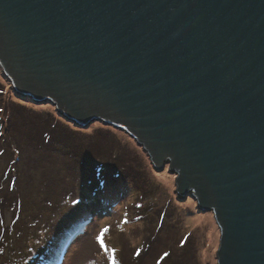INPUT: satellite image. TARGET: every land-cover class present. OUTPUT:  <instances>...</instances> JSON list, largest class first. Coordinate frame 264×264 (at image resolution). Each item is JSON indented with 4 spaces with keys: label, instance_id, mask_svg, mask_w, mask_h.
Returning a JSON list of instances; mask_svg holds the SVG:
<instances>
[{
    "label": "water",
    "instance_id": "95a60500",
    "mask_svg": "<svg viewBox=\"0 0 264 264\" xmlns=\"http://www.w3.org/2000/svg\"><path fill=\"white\" fill-rule=\"evenodd\" d=\"M0 67L168 164L215 217L217 264H264V0H0Z\"/></svg>",
    "mask_w": 264,
    "mask_h": 264
},
{
    "label": "rangeland",
    "instance_id": "374dc122",
    "mask_svg": "<svg viewBox=\"0 0 264 264\" xmlns=\"http://www.w3.org/2000/svg\"><path fill=\"white\" fill-rule=\"evenodd\" d=\"M0 71V88H5L7 94L9 95L11 92V94L14 95L12 97H15L17 100L20 99L15 95L26 98V96H21L18 92H16L13 89L12 85L10 87V84H8V82L4 78H7V75L3 73L1 68ZM12 89L15 91V93ZM0 100L2 102L7 100L1 92ZM21 102L26 104L27 107L32 108V110L36 109L38 111L46 109L43 115L51 114L50 111L56 112L55 106L48 100L37 101L36 105L32 104V102H24L22 100ZM0 108L2 107L0 106ZM60 117L65 124L71 122L70 124L72 125L73 122L71 120L65 119L64 117H62V115ZM7 118H10V115H8L7 112L5 114L2 110H0V121H7ZM101 123L102 122L93 121L87 127L80 126L78 124L75 125L77 127H84V129L88 132H91L95 129L94 132L98 133L102 137V139H109L115 136V140L111 141L110 143L114 144V154L116 159L123 158L125 154L129 155L128 149L127 152H125V149H121L124 146L130 149L137 150V147L139 145L133 138H131L129 135H127L117 127H111V125L106 126V124L104 125ZM103 127H111L112 131L108 128ZM12 132L14 134L15 140L19 141L22 132V125L20 123L16 124ZM91 135L93 134L80 133L79 139L81 142V146H87L85 144V141L87 139H90ZM8 142V139L3 140V138H0V149H2L4 146L9 152L10 169L14 172H18V189H23L20 194L22 200L25 202V208L23 210L25 212H27V210H31L32 213L30 214L29 212H27L23 217H21V220L17 219L13 225L14 227L10 229L13 231L23 230L24 232V234L20 235V237H18V234H9L10 239L11 241H13V243H15L18 238H23V245L20 248L16 249L17 251L11 247L8 248L9 253L10 251H12L13 260L11 261L13 263L17 262L20 264L23 262L25 257H28L31 258L32 263L36 264H113V260L115 261V264H161L162 257L165 254L169 253L167 251L169 249L168 245L175 242L172 232L177 226L175 225V221H178L179 218L181 222L180 228L182 237L185 234L188 235L189 232L193 235L196 245L199 246L198 249L201 250L200 257L202 260L200 261H202V264H217L216 252L219 246L220 229L213 213L211 211L200 210L192 195L187 194L185 196H179L176 192V174L167 167L164 168V170L166 169V172L161 170H159L161 172H155L153 170H151L150 172L148 171V175H151L150 178L154 175V177H156V179L161 182V193L156 197H153L150 193H145L144 198L141 200L140 208H138L137 206L132 205L130 203V200H132V196L134 193H140L141 191L136 190L133 185L134 182H131L132 173L128 168L129 166L126 164L127 166L125 165L124 167L126 171L124 176L130 178H125L127 179L128 184H124L125 190L122 193L125 195V198H123V202H120V204L113 209L114 211H111L109 213L101 212L100 215L91 218V224L90 221H83L80 224L74 219L72 224L73 229L78 228L79 230H81L83 227H87L81 233L82 236H74L73 233H70L69 236H73L74 238L72 240V243L67 248L62 244L54 248L51 245L52 237L50 236V231H52L55 227V222L53 220L51 210L56 208L59 202L60 193L64 196L63 210H68L75 216H77L81 211L82 205L90 199V194L87 192L89 190V187L92 186L94 182H96L97 186L101 184H108L106 181L109 180V174H105L102 168L101 171L98 169H93L95 174H92V178L87 176L83 172L76 175L74 174V171L72 169L65 167L63 171H59L56 173H54L52 170L53 174L48 175V177L46 178L45 185L42 187L43 190H40V188L36 189L39 184L38 178H40V172L36 173L35 170H33V168L31 167L32 165H35V159L33 157L28 158V165L26 166L22 162L23 156L21 158H18L17 160H14V157L17 153L14 154L12 152L10 143ZM123 144L125 145L123 146ZM141 148L142 147H140V149ZM110 152H113V150L110 149ZM138 155L136 154L135 156L139 158H141V156L148 157L146 156L147 154L144 155L140 152L138 153ZM100 157H102L104 160L113 158L110 153L105 152H101ZM144 157L143 160L145 165ZM148 160L146 158V162L150 166V161ZM102 167H108L109 172V165ZM144 168L145 166L142 167V169ZM10 174L13 175L11 172H7L6 177L12 180ZM118 187L119 189L123 188L122 185ZM17 192L19 194V190H17ZM38 194H42L44 195V197H47V200H39L40 203H43V201H47L46 205L38 203ZM106 199L113 202V196H106ZM155 203L159 207H162L164 205L166 206V204L171 203L172 206L174 205L176 207V210L174 212L172 210L169 213L170 217H165L167 218V220L165 219V225H163V228L160 230L164 233H161L162 237H159V235L157 237L154 236L156 240L153 242L152 247L149 250H145L146 255L144 253V261L138 258L135 260L132 258L134 250L138 248L143 249V239L147 233V226H145L144 229V226H142L141 222H136L135 224H123L121 220L123 217L124 219L126 218L125 210L127 208L129 215H131L140 209H145L147 205H151L150 208L152 209L155 206ZM95 207L87 208H90L91 213L94 214ZM13 210L14 208L10 210L7 209L5 219L8 223L11 222L12 214H10V212H12ZM171 213H173L172 216L178 218L171 217ZM34 216H36L35 219H33ZM163 219L161 222H163ZM140 221L143 222V220ZM145 224L147 225V223ZM170 224H172L173 226L171 228H168V225ZM134 226H138L140 232L139 230L134 229ZM105 228H107L108 231L104 233V238L110 235V239L109 241H106L104 246L102 247L100 244H98L96 237ZM1 229H3L2 226H0V230ZM33 232L41 233L42 244H34L31 248L30 255L28 256L29 249H27L26 247L27 243L25 242V240L31 237L33 235ZM77 240L78 242L76 243V245H74ZM176 247L177 245L172 249V255L176 259V261L174 262H176V264H182L181 250L177 251L178 249H176ZM39 250H41V252H39ZM112 253H117L116 257L113 258L111 256ZM153 253L156 254V256L152 260L145 261L149 259ZM191 255L192 251L188 254L186 259H188ZM78 258L82 261H80ZM196 258L197 262L195 264H199L197 253ZM169 259L173 264L171 258ZM167 262L168 260H166L165 264H167Z\"/></svg>",
    "mask_w": 264,
    "mask_h": 264
},
{
    "label": "trees",
    "instance_id": "16d2710c",
    "mask_svg": "<svg viewBox=\"0 0 264 264\" xmlns=\"http://www.w3.org/2000/svg\"><path fill=\"white\" fill-rule=\"evenodd\" d=\"M4 78L8 82V84H10L7 78ZM0 92L7 99L3 102L0 100V106L2 107L0 108V110H2L5 114L7 112V114L10 115V118H7V121H0V138H3V140H9L8 143H10L12 152L14 154L17 153L14 157V160H17L18 158H21L23 156L22 162L26 166L28 165V158L33 157L35 159V165H32L31 167L33 168V170H35L36 173L40 172V178H38L39 184L36 189L40 188V190H43L42 187L45 185L46 178L48 177V175L53 174L52 170L54 173H56L59 171H63L65 167L72 169L74 171V174L76 175L83 172L87 176L92 177V174L94 173L93 169H98L101 171V168L103 169L105 174H109V180H105L108 184H101L97 186L96 182H94L92 186L89 187V190L87 192L90 194V199L82 205L81 211L77 216H75L68 210H63L64 196L60 193L59 202L56 208L51 210L53 220L55 222V227L52 231H50L52 240L57 236L58 231H60L63 227L66 228L68 225H71V223H69L70 221L75 219L80 224L83 221H90L85 210L90 209L87 207H91V203H98V206L96 208V212L98 213L99 210H101V212L114 211L113 209L116 208L120 204V202H123V198H125V195L122 193L125 190L124 184H128V181L125 178H130L124 176L126 172L124 167L126 164L129 166L128 168L132 173L131 182H134L133 185L136 190L141 191L140 193L133 194L132 200H130V203L132 205L140 208L141 200L144 198L145 193H150L153 197L160 195L161 182L158 181L156 177H154V175L151 178V175H148V171H158L153 168L151 162L150 166L148 165V163L146 162V158L147 160L149 159L148 157L143 156L145 159L144 165L143 157L141 156V158H139L135 156L136 154L138 155L139 152L146 155V152L142 150V148L140 149L138 145L137 153V150L125 147V144H123L124 147H122L121 149H125V152H127L128 149L129 155L125 154L123 158L116 159L114 154V144L110 143L111 141L115 140V136L109 139H102V137L98 133L94 132L95 129L91 132H88L84 129V127H77L75 123H72V125L70 124L71 122L65 124L61 120V115L57 110L56 112L50 111L51 114L47 115H43L46 109L38 111L36 109L32 110V108L27 107L26 104L21 102L22 100L24 102H32V104L36 105L37 102L33 101L29 97L23 98L15 95L20 99L17 100L15 97H12L14 95H12L11 92L10 95L7 94L5 88H0ZM13 92L15 93L14 90ZM62 117L64 116L62 115ZM18 123L22 125V132L19 141L15 140L14 134L12 132L15 128V125ZM111 127L103 128H108L111 130ZM80 133L93 134L91 135L90 139H87L85 141V144L87 145L86 147L81 146V142L79 139ZM110 149H112L113 152H110ZM101 152L110 153L113 158L104 160L102 157H100ZM148 161H150V159ZM108 165L109 172L108 167H102ZM143 166H145L144 169H142ZM162 171L166 172V169ZM7 172H11L13 174H10L12 180L6 177ZM18 179V172H14L10 169L9 152L3 146V148L0 149V226H2L4 230H0V264H17V262L13 263L11 261L13 260V255L12 251H10L9 253L8 248L11 247L14 250L20 248L23 245V238H18V240L13 243V241H11L10 239L9 234H18V237H20V235L24 234V232L23 230L13 231L10 229L14 227L13 225L17 219L21 220V217H23L24 214H26L27 212L32 214L31 210H27V212L23 210L25 208V202L22 200L20 195L23 189H18ZM121 185L123 186V188L119 189L118 186ZM17 190H19V194ZM106 196H113V202L106 199ZM39 200H47V197H44V195L41 194L38 197V203H40ZM40 204L46 205L47 201H43V203L41 202ZM9 207L16 208L13 213V225L6 224L4 220L5 211ZM150 207L151 205H147L145 209H140L131 215H129L128 213V208L125 210L126 218L124 219V223L135 224L136 222H141L142 226H144V229L145 226H147V233L143 239V249L138 248L134 250L132 258L135 260L138 258L144 261V253L146 255L145 250L147 251L152 247L153 242L156 240L154 236L157 237L159 235V237H162L161 233L164 232L160 230L163 228V225H165V219L167 220V216L170 217L169 213L172 210L173 212L176 210V207L174 205L172 206L171 203H168L166 204V206L164 205L162 207H159L155 203V206L152 209ZM172 214L173 213H171V217L178 218L172 216ZM35 217L36 216H34L33 219H35ZM162 219L163 222H161ZM140 220H143V222ZM145 223H147V225ZM175 223V225L177 226L172 232L175 242L168 245L169 249L167 251L169 253L162 257L161 264H165L166 260H168L167 264H172L169 258H171L173 264H176V262H174L176 261V259L172 255V249L176 245V249H178L177 251L181 250L182 264H195L197 262L196 253L198 256L199 264H202V261H200L202 260L200 257L201 250L198 249L199 246L196 245L194 241L195 238L190 232L188 235L185 234L182 237L180 219L178 218V221L176 220ZM172 226L173 225L170 224L168 225V228H171ZM134 229L139 230L140 232L138 226H134ZM81 231L83 232V230ZM79 233L80 231L77 230L76 234ZM33 236L34 240L26 244L27 249H29L28 256L30 255L31 248L34 244H42L41 233L33 232V235L31 237ZM109 239L110 235L105 237L104 241H109ZM191 251L192 255L188 259H186ZM39 252H41V250H39ZM116 255L117 253H112L111 256L114 258L116 257ZM155 256L156 254L153 253L151 257L145 261L152 260Z\"/></svg>",
    "mask_w": 264,
    "mask_h": 264
},
{
    "label": "clouds",
    "instance_id": "9594fccd",
    "mask_svg": "<svg viewBox=\"0 0 264 264\" xmlns=\"http://www.w3.org/2000/svg\"><path fill=\"white\" fill-rule=\"evenodd\" d=\"M1 68V67H0ZM7 79H9V78H7ZM9 82H10V80H8ZM10 84H11V82H10ZM13 87V86H12ZM14 89V88H13ZM15 90V89H14ZM21 96H26V97H29V98H31L33 101H35L31 96H28V95H22V94H20ZM35 102H37V101H35ZM57 110V109H56ZM65 117V116H64ZM66 118V117H65ZM67 119V118H66ZM69 120V119H68ZM73 123H75L74 121H72ZM99 122H101V121H99ZM103 123V122H102ZM75 124H77V123H75ZM105 124V123H104ZM107 125V124H106ZM121 131H123V132H125L127 135H129L126 131H124V130H122V129H120ZM130 136V135H129ZM131 137V136H130ZM131 138H133V137H131ZM134 139V138H133ZM135 140V139H134ZM135 142L137 143V141L135 140ZM138 144V143H137ZM140 147H142L140 144H138ZM142 149H143V147H142ZM144 150V149H143ZM145 151V150H144ZM146 152V151H145ZM147 154V153H146ZM148 155V154H147ZM150 159V158H149ZM150 162H151V160H150ZM151 164H152V166H153V168L156 170V171H158V172H160L157 168H155V166L153 165V163L151 162ZM165 167H167V168H169L168 167V164H166L165 166H164V168ZM164 168L163 169H161V171L162 170H164ZM89 201V200H88ZM96 206V207H95ZM97 206H98V203L97 202H95V203H91V207H95V215L94 214H92L91 213V210L89 209V210H85V212L87 213V215H88V218H89V220H90V224H91V218H94L95 216H98V215H100V213H101V210H99L98 211V213L96 212V208H97ZM14 207H9V208H7L8 210H10V209H13ZM16 209L14 208V210L12 211V212H10V214H12V219H11V222L10 223H8L7 222V220L5 219V215H6V212H7V210L5 211V214H4V220H5V222H6V224H8V225H10V224H12V222H14L13 221V213H14V211H15ZM111 212V211H110ZM109 213V212H108ZM107 213V214H108ZM108 216V215H107ZM122 222H123V224H126V223H124V217L122 218V220H121ZM69 223H71V225H68L66 228L65 227H63L60 231H58V234H57V236L53 239V240H51V245L54 247V248H56L58 245H65V247L67 248L71 243H72V240H73V236L72 237H70L69 236V234L70 233H73L74 234V236H82V231L81 230H85L86 228H82L81 230H79L78 228H75V229H73L72 228V224H73V220L72 221H70ZM13 225V224H12ZM80 231V233L79 234H76V231ZM66 233H68V234H66ZM64 237H67V238H64ZM79 239V238H78ZM34 239H33V237H29V238H27L26 240H25V242L28 244V243H30L31 241H33ZM78 242V240L74 243V245H76V243ZM98 244H99V242H98ZM98 246V245H97ZM4 248V247H3ZM76 257V256H75ZM77 258V257H76ZM79 259V258H78ZM80 260V259H79ZM84 260V259H83ZM80 261H82V260H80ZM17 264H19V263H17ZM20 264H36V263H32L31 262V258H28V257H25L24 258V260H23V262L22 263H20Z\"/></svg>",
    "mask_w": 264,
    "mask_h": 264
},
{
    "label": "snow or ice",
    "instance_id": "6c2138e0",
    "mask_svg": "<svg viewBox=\"0 0 264 264\" xmlns=\"http://www.w3.org/2000/svg\"><path fill=\"white\" fill-rule=\"evenodd\" d=\"M107 231H108L107 228L103 229V230L97 235V237H96V240L99 242V244H100L102 247H103L104 244H105V241H104V233L107 232ZM165 255H167V254H165ZM113 264H115V261H114V260H113Z\"/></svg>",
    "mask_w": 264,
    "mask_h": 264
}]
</instances>
